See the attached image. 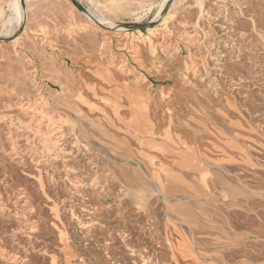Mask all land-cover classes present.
<instances>
[{
    "label": "rangeland",
    "instance_id": "obj_1",
    "mask_svg": "<svg viewBox=\"0 0 264 264\" xmlns=\"http://www.w3.org/2000/svg\"><path fill=\"white\" fill-rule=\"evenodd\" d=\"M24 1L0 7V264H264V0H78L124 29L26 34Z\"/></svg>",
    "mask_w": 264,
    "mask_h": 264
},
{
    "label": "crops",
    "instance_id": "obj_2",
    "mask_svg": "<svg viewBox=\"0 0 264 264\" xmlns=\"http://www.w3.org/2000/svg\"><path fill=\"white\" fill-rule=\"evenodd\" d=\"M78 1V0H77ZM92 3L88 6H92L93 0H87ZM79 3V1H78ZM23 12L26 15L23 24L21 25L22 33L29 32V29L32 25L36 23H31L33 20L34 14H82L81 12L76 11L73 7V4L70 0H25L23 4ZM87 8V9H88ZM61 19V20H60ZM59 20H48V18H43L40 20V25L43 27H54L59 28L64 26L62 23L65 20H62V16H60ZM54 23V24H53ZM72 20L69 19V25H66L68 28L70 27ZM39 24V23H38ZM66 28V27H65Z\"/></svg>",
    "mask_w": 264,
    "mask_h": 264
},
{
    "label": "bare ground",
    "instance_id": "obj_3",
    "mask_svg": "<svg viewBox=\"0 0 264 264\" xmlns=\"http://www.w3.org/2000/svg\"><path fill=\"white\" fill-rule=\"evenodd\" d=\"M17 1V0H16ZM170 2V0H165V1H163V3H162V5H161V7H160V9L161 8H163L164 6H166L168 3ZM16 6H17V3L15 2V4H12V5H10L9 6V9H14L15 8V10H16ZM151 6H152V4L151 3H148L147 5H146V7L147 8H145V9H147V11L151 8ZM82 14L86 17V18H88L89 20H91V21H93L94 23H96L98 26H103V27H105V28H107V29H109V28H116V30H122V29H124V28H122L121 26H116V25H111L109 22H107V21H105V20H103V19H101V18H98L96 15H94V14H89L88 13V11H87V9L85 10V11H83L82 12ZM23 22H24V20H23ZM23 22L21 23V25L23 24ZM2 25L4 26V27H6V26H13V25H15V26H19V24L16 22H14V21H12V20H4V21H2ZM19 34H17V33H14L13 34V37H16V36H18Z\"/></svg>",
    "mask_w": 264,
    "mask_h": 264
},
{
    "label": "water",
    "instance_id": "obj_4",
    "mask_svg": "<svg viewBox=\"0 0 264 264\" xmlns=\"http://www.w3.org/2000/svg\"><path fill=\"white\" fill-rule=\"evenodd\" d=\"M71 1V3L75 6V8L77 9V10H79L81 13L83 12V11H85L80 5H79V3H78V1L77 0H70ZM171 1V0H170ZM168 5V4H167ZM167 5L163 8V10H162V12L161 13H163L164 11H165V9H166V7H167ZM149 24H151V22H149V23H147L146 25H149ZM100 27H102V28H105V27H103V26H100ZM130 28H140L141 27V25H133V26H129ZM20 30H21V28H19ZM107 29V28H106ZM109 29H116V28H109ZM19 30V31H20ZM8 38H0V41H6Z\"/></svg>",
    "mask_w": 264,
    "mask_h": 264
},
{
    "label": "built area",
    "instance_id": "obj_5",
    "mask_svg": "<svg viewBox=\"0 0 264 264\" xmlns=\"http://www.w3.org/2000/svg\"><path fill=\"white\" fill-rule=\"evenodd\" d=\"M10 0H0V7H4L5 10H7V6L9 4Z\"/></svg>",
    "mask_w": 264,
    "mask_h": 264
}]
</instances>
